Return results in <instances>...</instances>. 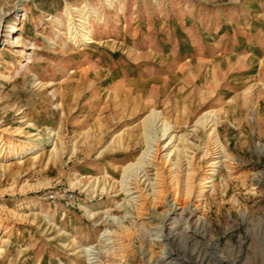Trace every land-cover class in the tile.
<instances>
[{"label":"rangeland","instance_id":"obj_1","mask_svg":"<svg viewBox=\"0 0 264 264\" xmlns=\"http://www.w3.org/2000/svg\"><path fill=\"white\" fill-rule=\"evenodd\" d=\"M257 1L0 0V264H90L89 246L93 264H264ZM181 62L190 80L174 73ZM152 109L176 126L178 149L167 163L161 150L157 211V166L130 184L146 194L139 212L123 172ZM208 111L216 131L194 130ZM167 199L179 207L162 219Z\"/></svg>","mask_w":264,"mask_h":264},{"label":"bare ground","instance_id":"obj_2","mask_svg":"<svg viewBox=\"0 0 264 264\" xmlns=\"http://www.w3.org/2000/svg\"><path fill=\"white\" fill-rule=\"evenodd\" d=\"M72 39L73 40L76 39L77 41L78 40L77 34H74ZM81 41L86 43L92 41V37L90 36L89 31L86 30L85 33H82ZM143 122L145 123V127L141 131V135H142L141 137L145 142V148L135 161L130 162L124 167L123 185L125 186L128 194L131 196V199L134 205L136 206L137 210L141 212L144 205L143 199L146 194H144L143 190L140 191V194H135L134 192L136 191L131 190L130 184L132 183L133 180L139 182L140 180L148 179L147 168L153 165L157 166L159 170V174H158L159 178H157L155 182L154 185L155 187L153 188V193L151 197V201H152L151 203L153 205V208L155 211H157V208L155 206L156 203L159 200L165 199V190L162 185L163 183L162 173L165 165L160 161V154L162 149L168 151L166 155L167 157L165 158L167 163V161L170 159L169 158L170 155H172L177 151L178 147L176 143L177 140L175 134L176 126L168 121L167 117L163 114L162 111H159L157 109H152ZM199 127H203L205 129L211 130L212 131L211 134L216 131L217 127H216V121L214 120L213 111L205 112L197 119L196 128H194V130H197ZM216 139L218 146L221 147L222 142L220 141L219 138ZM30 152H34V150H30ZM217 162L218 161H216L215 163ZM214 166L217 165L215 164ZM166 201L170 205V211H167L166 215L162 217V219L169 217V215L173 213V211L177 210V208L179 207L177 205V202L174 200L167 199ZM175 219H177V217H175ZM160 229L161 230L157 233L156 237H158L159 239L165 238L162 230L163 226H161ZM108 235H109L108 233L104 234L105 240L110 237V236L108 237ZM122 252H123L122 258L124 259L126 252L125 247H122ZM86 254L88 256V260L90 264H93L97 261L98 253L93 246L92 247L89 246L86 248Z\"/></svg>","mask_w":264,"mask_h":264},{"label":"crops","instance_id":"obj_3","mask_svg":"<svg viewBox=\"0 0 264 264\" xmlns=\"http://www.w3.org/2000/svg\"><path fill=\"white\" fill-rule=\"evenodd\" d=\"M258 2V8H260L261 6H262V8H264V2H260V1H257ZM258 8H256L255 9V13L257 12V14H259V15H261L260 13H259V10H258ZM229 13H228V15H231V12H230V10L228 11ZM236 14V17L237 18H240L241 17V14H239V12L237 13H235ZM227 17H229V16H227ZM251 18L252 19H254V12L252 13V16H251ZM264 18V17H263ZM256 19V18H255ZM258 19V18H257ZM237 25V24H236ZM251 26H253L252 28H251V30H249L248 32L249 33H256V34H258V32H256V30L254 31V25L252 24ZM238 27H239V25H238ZM91 31V30H90ZM235 32L236 33H239L240 34V32H239V29H236L235 30ZM91 36H92V32H91ZM91 42H95V39L93 38V36H92V41ZM251 54L253 55V52H251ZM186 60L188 61L189 60V58H186ZM193 68L191 67V66H189V64L188 63H178L174 68H173V71H174V73L175 74H177V75H179L181 72H183V73H185L186 74V78H188L189 80L191 79V77H193V75H192V73H193ZM125 167V166H124ZM75 223H77V222H75ZM74 226V228L75 229H79V230H81V228L80 227H78L77 225H73ZM105 233V232H104ZM103 233V234H104ZM102 238H103V235L101 236Z\"/></svg>","mask_w":264,"mask_h":264},{"label":"built area","instance_id":"obj_4","mask_svg":"<svg viewBox=\"0 0 264 264\" xmlns=\"http://www.w3.org/2000/svg\"><path fill=\"white\" fill-rule=\"evenodd\" d=\"M46 197L50 200H53V201L58 199V198H62L63 200L66 201L67 205H71V206H74L77 202L75 195L72 193L68 194V192H64L63 194L51 192V193L47 194Z\"/></svg>","mask_w":264,"mask_h":264}]
</instances>
